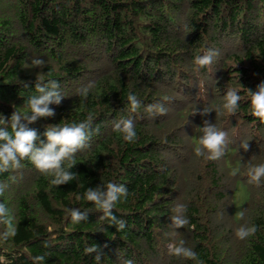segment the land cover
<instances>
[{
  "label": "trees",
  "instance_id": "16d2710c",
  "mask_svg": "<svg viewBox=\"0 0 264 264\" xmlns=\"http://www.w3.org/2000/svg\"><path fill=\"white\" fill-rule=\"evenodd\" d=\"M206 49L212 61L195 65ZM50 81L64 95L49 104L54 115L28 123L34 147L47 143L48 127L70 122H85L86 146L67 169L74 178L59 185L27 156L0 172L15 226L0 240L2 264H264V176H248L264 163V122L247 93L264 81V0H0V128ZM228 88L240 95L231 114ZM129 118L132 142L113 131ZM207 125L225 133L214 159L194 151ZM109 181L127 188L111 210L123 229L83 199ZM72 208L86 219L73 223ZM175 217L187 223L176 227ZM180 240L196 260L169 254Z\"/></svg>",
  "mask_w": 264,
  "mask_h": 264
},
{
  "label": "clouds",
  "instance_id": "9594fccd",
  "mask_svg": "<svg viewBox=\"0 0 264 264\" xmlns=\"http://www.w3.org/2000/svg\"><path fill=\"white\" fill-rule=\"evenodd\" d=\"M216 53L212 49H206L202 55L193 57V62L199 67L208 65ZM43 61L33 59V65H40ZM89 87L80 89V96L87 95ZM36 95H31L27 99L26 110H15L9 116V128H0V172L6 170L11 162L12 167L19 164V158L28 157L33 166L42 173L50 174L52 185H59L63 182L71 181L74 178L72 172L68 171L73 165L71 161L77 150L86 146L85 140V122H70L64 125H53L48 127L43 135L46 137L47 143L42 147H34L33 141L37 139L35 129L28 128V123L34 122L38 117H46L54 115V109L49 104L58 105L61 101L62 92L58 90L57 83L50 81L47 86L37 83L35 85ZM248 97L251 105V115L258 117L264 122V81L256 85L255 91L247 88ZM129 109L135 112L140 106L139 101L133 93L127 95ZM240 95L236 89L228 88L224 95L223 108L229 113L236 112L238 108L237 101ZM195 110V109H194ZM193 110V111H194ZM208 109H205L207 111ZM161 111H163L161 109ZM23 121V122H22ZM4 122L3 116L0 115V124ZM113 131L123 134V139L128 142L134 141L136 132L132 119H123L117 121L113 125ZM203 134L197 140V146L194 148L195 154L200 156L202 149L209 151V158L214 159L221 155L223 151L221 145L224 143L225 133L218 130L215 126L207 125L200 129ZM59 145V148H57ZM242 147H247L246 143H242ZM69 161L67 167L62 166V161ZM249 183L258 182L261 176H264V163L251 166L248 169ZM0 192H3V186H0ZM127 195V188L118 183L107 182L98 185L96 188H87L83 193V199L91 202L95 208L102 210L103 216L107 217L119 229L124 228V222L117 220L113 215L112 209L115 203ZM77 199H80L78 196ZM71 221L79 223L81 219H86L83 213L76 208L70 210ZM0 222L4 224V229L0 231V240H7L15 235V226L9 209L4 203H0ZM187 223L186 219L175 217L174 226L179 227ZM255 226H241L235 229V235L239 239H243L255 232ZM95 246L86 251H94ZM170 255L184 257L196 260V253L191 248L184 246V241L180 240L173 246L168 245ZM35 261H43V256L34 257ZM99 259V256L95 257ZM2 264V262H0ZM126 264H131L130 261ZM197 264L199 262L197 261Z\"/></svg>",
  "mask_w": 264,
  "mask_h": 264
},
{
  "label": "rangeland",
  "instance_id": "374dc122",
  "mask_svg": "<svg viewBox=\"0 0 264 264\" xmlns=\"http://www.w3.org/2000/svg\"><path fill=\"white\" fill-rule=\"evenodd\" d=\"M242 202H243L242 197L241 196H238L237 199H236V209H238L240 207V205L242 204Z\"/></svg>",
  "mask_w": 264,
  "mask_h": 264
}]
</instances>
